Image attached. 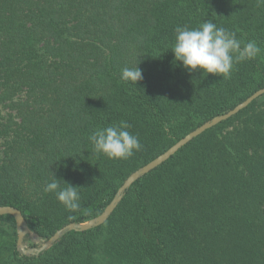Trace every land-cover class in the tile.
<instances>
[{"label": "trees", "instance_id": "1", "mask_svg": "<svg viewBox=\"0 0 264 264\" xmlns=\"http://www.w3.org/2000/svg\"><path fill=\"white\" fill-rule=\"evenodd\" d=\"M211 20L264 49L256 0H0V206L46 240L97 217L123 181L264 87V51L224 80L174 61V29ZM142 70L136 85L121 69ZM126 120L142 150L94 155L89 135ZM80 187V209L43 191ZM71 217V218H70ZM0 216V264H264V95L137 180L101 226L38 256Z\"/></svg>", "mask_w": 264, "mask_h": 264}, {"label": "clouds", "instance_id": "2", "mask_svg": "<svg viewBox=\"0 0 264 264\" xmlns=\"http://www.w3.org/2000/svg\"><path fill=\"white\" fill-rule=\"evenodd\" d=\"M256 3L258 7H264V0H256ZM174 34L171 47L174 61L180 62L189 73L199 70L205 75H217L224 80L231 78L237 64L256 59L264 51L254 40H249L242 46V41L236 38L235 32L217 27L211 20H205L196 27L177 26ZM120 79L136 85L143 79L142 70L137 64L134 67L126 66L121 69ZM130 128L131 125L126 120L95 128L88 137L93 154L112 160L131 158L135 152L142 150V144L138 136L129 131ZM61 181L53 175L43 191L54 193L66 211L78 212L80 187L65 181V186L62 187Z\"/></svg>", "mask_w": 264, "mask_h": 264}, {"label": "water", "instance_id": "3", "mask_svg": "<svg viewBox=\"0 0 264 264\" xmlns=\"http://www.w3.org/2000/svg\"><path fill=\"white\" fill-rule=\"evenodd\" d=\"M264 95V87L255 91L250 96H248L245 100L237 104L232 109L227 112L220 114L211 118L210 120L204 122L184 137L179 139L176 143H174L170 148H168L165 152L157 156L155 159L147 163L146 165L138 168L134 172H132L120 185L117 189L112 200L106 205L101 214L97 217L87 220L84 223H69L57 230L52 236H50L45 241L39 242L35 247H28L25 245L26 237H38L32 230L29 229L22 213L15 207L12 206H0V216H11L15 222V231L17 235L16 239V248L17 250L24 256H38L45 250L49 249L52 245H54L60 238H62L68 232H85L91 229L97 228L103 225L117 206L122 201L126 192L129 188L140 178L150 173L168 159H170L173 155H175L180 149L190 143L193 139L200 136L205 131L217 126L218 124L227 121L233 116L237 115L242 110L246 109L250 104H252L255 100Z\"/></svg>", "mask_w": 264, "mask_h": 264}, {"label": "rangeland", "instance_id": "4", "mask_svg": "<svg viewBox=\"0 0 264 264\" xmlns=\"http://www.w3.org/2000/svg\"><path fill=\"white\" fill-rule=\"evenodd\" d=\"M42 241H45V240L41 239L39 236L38 237H30V236H28V237H26L24 243L28 247H35V246H37V244L39 242H42Z\"/></svg>", "mask_w": 264, "mask_h": 264}]
</instances>
